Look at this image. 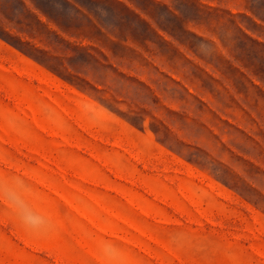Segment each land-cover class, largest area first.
<instances>
[{
	"label": "rangeland",
	"instance_id": "374dc122",
	"mask_svg": "<svg viewBox=\"0 0 264 264\" xmlns=\"http://www.w3.org/2000/svg\"><path fill=\"white\" fill-rule=\"evenodd\" d=\"M0 0V264H264V0ZM112 253L111 258L105 255Z\"/></svg>",
	"mask_w": 264,
	"mask_h": 264
},
{
	"label": "clouds",
	"instance_id": "9594fccd",
	"mask_svg": "<svg viewBox=\"0 0 264 264\" xmlns=\"http://www.w3.org/2000/svg\"><path fill=\"white\" fill-rule=\"evenodd\" d=\"M0 196L6 197L18 210L21 222L26 228L38 230L43 223V218L34 212L27 204L24 195L15 189H0ZM105 255L111 258L112 253L106 251Z\"/></svg>",
	"mask_w": 264,
	"mask_h": 264
},
{
	"label": "crops",
	"instance_id": "0c3cea01",
	"mask_svg": "<svg viewBox=\"0 0 264 264\" xmlns=\"http://www.w3.org/2000/svg\"><path fill=\"white\" fill-rule=\"evenodd\" d=\"M20 2L28 8L30 11H35L38 14L39 21L46 26L51 32L55 34H65L63 28L58 22L52 19L44 11L40 10L38 7H34L32 0H20Z\"/></svg>",
	"mask_w": 264,
	"mask_h": 264
}]
</instances>
